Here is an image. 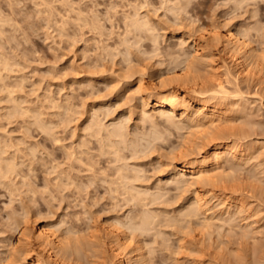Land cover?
I'll list each match as a JSON object with an SVG mask.
<instances>
[{
  "label": "rangeland",
  "instance_id": "1",
  "mask_svg": "<svg viewBox=\"0 0 264 264\" xmlns=\"http://www.w3.org/2000/svg\"><path fill=\"white\" fill-rule=\"evenodd\" d=\"M139 15L148 19L147 31L133 24ZM228 28L256 52L260 73L248 79L235 77V69L226 74L222 65L228 57L216 36ZM189 33L224 62L214 70L198 57L190 74L224 82L230 95L220 101L231 103L234 112L221 125L243 129L238 141L250 146L251 159L236 167L235 184L199 186L210 200L207 214H213L216 197L233 196L250 209L237 218L258 222L252 224L255 232L264 225V0H0V58L9 63H0V151L17 163L16 172L0 181V264H31L38 251L48 261L47 251L33 240L15 247L26 220L35 227L52 223L70 242L72 261L66 263L116 264L108 233L116 219L132 236L128 252L144 245V264H264V227L242 240L216 216L215 231L205 240V230L199 232L194 222H184L179 232V224L168 220L179 215L189 193L166 183L168 152L181 146L197 153L198 134L189 127H170L168 134L165 128L166 138L154 147L141 138L154 124L140 118L136 77L142 73L148 84L158 85L177 61L194 53L190 44H181ZM174 71L180 73V67ZM17 104L35 115L20 112ZM114 125H123V137L111 135ZM112 140L120 154L111 150ZM136 144L140 151L132 153ZM133 167L140 176L130 180L148 191L140 203L119 178ZM149 209L159 216L142 231L133 216ZM215 209L219 215L222 206Z\"/></svg>",
  "mask_w": 264,
  "mask_h": 264
},
{
  "label": "bare ground",
  "instance_id": "2",
  "mask_svg": "<svg viewBox=\"0 0 264 264\" xmlns=\"http://www.w3.org/2000/svg\"><path fill=\"white\" fill-rule=\"evenodd\" d=\"M146 19L145 17L139 15L135 18L133 17L131 20L133 21V24L137 29L147 31L148 29H150V23L147 21L148 19ZM216 37L219 42L223 44L224 50L226 51L228 57V60H224L225 63H222L223 65L219 63L218 57H214L211 51L205 49V46L200 41V38L196 36L194 37L192 34L187 35L186 37H181V44H190V47L193 48L192 51H194V53L188 54L177 61L175 65L170 69V73H172L166 78H161L157 83L158 85L148 84V82L144 80V74L140 73L136 77L138 89V101L136 107L140 113V118L143 121L149 118L154 124L149 132L146 133V135L141 136V138H144L148 143V147H154L155 145L153 143L158 139L164 140L166 138L165 136L167 135V130H165V128L168 129L169 134V130L171 131V129H169L170 127H176L178 130L184 127H187L188 129L189 127V129L191 130L190 131L188 129V131H190V134L191 132L193 134H198V137L201 138L200 143L197 144V148H199V151L197 153L193 152V148L190 150H183L184 148L181 149V146L172 149V151L170 150V153L168 152V160L165 163H167V172L169 173V176L166 183L176 182L180 188H182L183 190H187V192L189 191L186 198L187 200H185V202L183 203V207L181 208L179 215L169 217L168 220L170 222L173 221L177 226L179 224V227L177 228L179 232L182 231L180 229H182V227L184 226V222H187L188 224H193L194 222L193 225H198L199 227H201L199 229V232L200 230H205L204 235H207L208 238H206L205 236L204 237L206 238L205 240H208L209 238H211L212 233H214L215 231L213 219L217 216V218L222 220L224 224L227 223L228 228L230 226L232 232H235L234 234H237V232L239 231L238 236H240L242 240H247L248 238L251 239L252 237H255L256 232L258 234L261 233L260 228L264 227V225H261L260 228L258 226L259 231L256 229L255 232V228H253L255 226L253 225H256L258 222L256 223V221L253 220V218L251 217L253 216L251 215L252 213L249 212L251 215H249L250 219L253 220L252 222L251 220L250 222H245L248 219L246 218V216H244L246 220L243 219V217H236L239 215V213L250 211V209L248 208L249 205L245 203V200L243 198L233 196L216 197L214 195L216 198H218L217 205H221L222 209H220L219 215H215V206L217 205H213V214H207V212L211 208H207L210 200L205 197V193L203 194L199 190L200 185H212L213 183L216 184L217 181L221 183H225L226 181H229V183L235 182L236 180H232L239 178L238 176H236V170L238 169L236 167L248 163V161H250L251 159L250 146H244V144H241L242 142L240 143L238 141L240 139V135L244 134L243 129L233 126H225L224 124V126L221 125L222 121H229V117L232 116L231 112H234V109L229 107L231 103H227V105L226 102L225 104H223L224 102L222 101V103L220 101L221 98L228 97L230 95V92L229 90H227L228 88H226L224 82L220 80H216L217 82H212L209 75L199 76L190 74L191 72L188 69L194 65L196 58L200 57V60L202 62H207L208 66L210 65L214 70L221 65L225 66V72L228 76L234 75L233 69H235V77L242 76L243 79H248V77L255 76V74H258V72L261 70L260 67L256 68L255 66V63L257 62L256 52L252 50V47L248 48L246 40L244 38L241 39L237 35V33L234 32V30L228 28L226 33L218 34ZM0 63L4 67L8 66L9 64L7 60L5 61L1 58ZM177 66L180 67V73L174 71V67ZM176 82L178 84L172 85V83ZM186 85H188V87L185 88ZM17 107L20 108V112L21 110H23V113L30 112L35 115L32 110L23 108L20 104H17ZM148 107L151 108L152 113L148 114ZM238 110H243V107H239ZM36 121L43 129V131H49L50 128L42 123V121H40L38 118H36ZM106 128H108V126L105 128L100 127V130ZM123 128V125L115 126L113 130H110V133L113 137H123ZM163 129L166 132H163ZM116 142L117 141L113 140L110 141L109 146L112 151L120 154L122 148ZM132 149V153H138L140 151V148H138L137 144ZM16 167L17 163L14 161V159L4 156L3 151H0V181H2L3 178L8 177L10 174L16 172ZM227 167L230 168L228 169ZM231 168L233 169V171L231 170ZM222 169H228L231 172L229 171L228 173L227 171H223ZM219 170H222L224 174L220 172L218 173ZM124 171L125 172H120L119 175L120 179H124V182L121 181V183H123V187L126 192L131 194L135 201L137 198V203H140L139 201H142L141 199L143 198V195L148 194V191L146 190V192L145 190H137L136 185L134 184V182H132L133 180H135V178L138 179L140 176L138 174V169L137 167H133L130 170L125 169ZM234 171L235 175L234 173H232ZM126 178H128L129 180L127 179L126 181ZM113 181L110 182L108 180V182L110 183H112ZM158 197L160 196H155V199ZM233 208L235 210H232ZM144 211H142V214H139V212L136 213L139 214V216L137 215L136 217L135 215L133 216V218H135L134 220L137 219V221H140L138 223H141L143 225L142 226L140 224V228L142 227L141 230H147L148 226L149 230L150 226L154 222V219L156 218L155 216H159V214L155 213L154 211L153 213L152 210L150 211V209L148 211ZM200 214H203L204 217H202ZM255 214L256 213H254V215ZM238 219L242 220L239 221ZM242 221L245 222V224L239 223ZM28 222L29 221L27 220L25 221L26 224L23 226L20 232V238L16 241L15 247H17L22 240H33L38 246L47 251L48 257V261H45L44 255L41 251L34 252L32 254L33 262L31 264L71 263L68 260L66 263L65 260L70 258L72 255L69 251L70 242L67 243L63 240V237L52 223L45 222L42 224V226L35 227L34 223L30 224V222ZM115 223L117 224L116 226ZM111 224L112 227L114 226L115 228H110L108 233L111 237V240H109L112 244V250L116 264L146 263L148 261V257L143 251L144 245L133 246L132 250L129 252L126 250L128 243L127 241L131 240L132 236L120 227L124 226L125 223L119 219H116V221L114 220V223L112 222ZM180 225L182 227H180ZM212 226L213 231L211 230ZM233 227L236 231L233 230ZM237 228L240 230H237ZM231 229L229 230V232H231ZM202 233L204 232L202 231ZM180 236L178 237V242L182 243L181 241L183 239L180 241ZM184 236L182 235L183 238ZM215 238L219 239L218 237ZM255 240L257 239L254 238V241ZM216 242L218 243V240ZM216 242H213L215 246ZM179 245L181 247V244ZM217 247L219 248V250L223 249L221 245L216 246V248ZM138 256L140 257L139 259ZM71 258L69 260H71ZM8 262L11 263L10 260H8ZM255 264H257V262Z\"/></svg>",
  "mask_w": 264,
  "mask_h": 264
}]
</instances>
